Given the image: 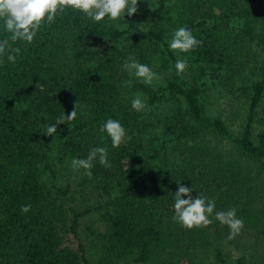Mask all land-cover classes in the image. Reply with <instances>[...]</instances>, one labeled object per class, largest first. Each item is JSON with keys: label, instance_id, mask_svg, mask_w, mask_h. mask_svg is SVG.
Returning a JSON list of instances; mask_svg holds the SVG:
<instances>
[{"label": "trees", "instance_id": "16d2710c", "mask_svg": "<svg viewBox=\"0 0 264 264\" xmlns=\"http://www.w3.org/2000/svg\"><path fill=\"white\" fill-rule=\"evenodd\" d=\"M182 26L203 43L177 56L167 40ZM7 36L0 24V41ZM9 46L21 51L15 64L0 56V264H253L244 255L232 263L224 249L264 240V0H153L145 22L95 23L66 9L31 44ZM129 56L168 70L164 83L129 75ZM178 59L188 63L181 75ZM210 86L243 104L237 134L207 114ZM77 101V118L46 136ZM109 118L127 133L118 148L99 131ZM94 147L108 150L110 167L94 161L91 178L79 169L104 203L86 245L78 227L91 209L59 185L50 150L72 161ZM178 182L214 199L215 211L235 207L240 234L228 240L214 214L203 229L174 222Z\"/></svg>", "mask_w": 264, "mask_h": 264}, {"label": "clouds", "instance_id": "9594fccd", "mask_svg": "<svg viewBox=\"0 0 264 264\" xmlns=\"http://www.w3.org/2000/svg\"><path fill=\"white\" fill-rule=\"evenodd\" d=\"M66 9L79 11L95 23H100L107 18L108 21H117L127 16H132L138 12V0H0V24L3 31L8 34L7 38L0 41V56L6 55L7 61L15 64L19 47L10 48L9 40L13 43L22 41L31 44L41 28L47 24L51 26L55 23L57 14H63ZM201 40H197L187 27H179L172 33L168 47L174 53H187L202 45ZM123 69L139 82L151 85L154 79H159L158 74L147 65L136 60L134 56H129L122 65ZM188 67L186 60L178 59L175 63L177 75H181ZM130 88L132 81L125 82ZM142 93H135L131 101V109L140 112L145 108V103L141 99ZM80 107L77 101L74 110L68 114H61L54 124L47 125L45 135L54 136L57 126L71 122L77 118V108ZM99 131L106 133L111 139L113 148H118L128 139L125 128L115 119L109 118L100 126ZM98 160L100 165L110 167L108 161V150L104 147H94L89 150L86 158H73L72 169H84L85 174L91 178L93 162ZM192 187L184 186L178 182V190L174 193L172 220L187 230L203 229L213 222L210 217L220 223L221 226L229 228L228 240H233L240 234L244 223L237 218V210L232 207L226 211H215L216 202L203 193H198L193 197ZM187 197V198H185ZM31 205H22L21 212L27 213Z\"/></svg>", "mask_w": 264, "mask_h": 264}, {"label": "rangeland", "instance_id": "374dc122", "mask_svg": "<svg viewBox=\"0 0 264 264\" xmlns=\"http://www.w3.org/2000/svg\"><path fill=\"white\" fill-rule=\"evenodd\" d=\"M152 3L153 0L138 1V12L135 13L138 20L142 22L146 21V18L152 8ZM170 40L171 38H169L167 42ZM174 54L177 55L176 53ZM151 69L154 73L158 74L159 77V79H154L152 84H163L169 74V71H162L158 65ZM210 89L212 95L209 97V103L206 104L207 114L210 117H220L225 121L230 130L237 134L240 130V125L242 123V117L244 114L243 104L240 101H232L228 100V98L220 97V95L217 94L218 89L213 86H210ZM53 146H56V144H53ZM50 151V164L52 169L57 174L59 185L69 187L70 192L68 197H70L72 200H75L77 204H80V209H83V207H89L91 209L90 213L82 217V219L80 218V226L78 227L79 237L87 245V240H90L91 236L87 237L88 232L86 228L89 227L94 231H98L101 227V223L99 222V212L93 211V209L103 205V199L100 197L98 192L93 189L92 184L88 183V178L83 172H80L79 170L74 171L72 169L70 158L60 153V151L57 149L53 150L52 148ZM249 239L251 241L249 244H247L246 248L229 243L227 250L224 249L225 255H228L229 260H231L232 263L235 259L244 255L247 262L250 261L253 264H264V240H258L260 245L256 246L257 239L254 237H250ZM250 249H253L252 253V250ZM257 256L259 257L257 258ZM206 264L210 263L207 261Z\"/></svg>", "mask_w": 264, "mask_h": 264}]
</instances>
